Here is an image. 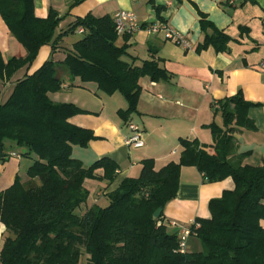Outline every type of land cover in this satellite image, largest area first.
Listing matches in <instances>:
<instances>
[{"label": "trees", "instance_id": "trees-1", "mask_svg": "<svg viewBox=\"0 0 264 264\" xmlns=\"http://www.w3.org/2000/svg\"><path fill=\"white\" fill-rule=\"evenodd\" d=\"M83 1L73 0L70 7ZM154 7L160 16L164 7ZM0 14L26 50L24 57L7 61L0 51L3 81L30 66L42 46L51 45L54 54L64 36L84 28L83 38L66 49L63 61L51 56L35 72L19 79L8 99L0 103V162L10 157L7 142L24 148V155L33 160L26 181L17 175L0 191V220L7 231L0 264H81L83 258L85 264H264V164H243L247 153L237 154L234 137L238 128H256L249 111L261 103L247 101L242 90L216 101L212 107L221 116L222 126L217 122L208 125L214 138L213 153L198 139L181 138L179 162L156 170L153 159H144L139 177L125 178L107 194V206L94 204L81 212L89 197L85 179L112 182L119 165L103 157L85 166L73 156L74 146L86 147L96 136L70 121L85 110L49 97L63 87L59 68L70 78L95 82L106 94L120 92L128 103L126 110L118 111L125 121L137 112L142 77L169 81L172 75L155 59L136 66L125 61L128 44H116L118 34L109 15L88 14L56 34L63 17L54 9L47 17H38L34 0H0ZM199 15L205 39L197 51L212 46L218 53L228 52L229 35L205 13L199 11ZM183 166L196 167L207 182L231 177L235 187L212 198L210 217L197 218L199 226H191L201 250L181 253L180 235L168 231L163 210L177 195ZM100 168L104 170L101 177L96 174ZM158 209L162 212L155 218Z\"/></svg>", "mask_w": 264, "mask_h": 264}, {"label": "crops", "instance_id": "crops-1", "mask_svg": "<svg viewBox=\"0 0 264 264\" xmlns=\"http://www.w3.org/2000/svg\"><path fill=\"white\" fill-rule=\"evenodd\" d=\"M72 1L34 0V11L42 18L47 17L51 9L59 12L63 18L56 34L64 32L77 18L88 14L113 18L121 10L132 11L146 26L118 35V46L128 44V54L123 59L135 66L144 60L155 59L172 75L169 81L142 77L137 112L125 121L118 111L126 110L128 103L120 92L106 94L98 89L95 82L70 78L63 68H59L64 79L63 87L60 91L50 92L49 97L54 102L73 103L85 110L86 113L77 114L70 121L91 129L96 136L86 147L74 146L73 156L85 166L103 157H110L119 165L112 182L99 178L85 179L89 197L81 206V212L94 204L107 206V194L117 189L125 178L139 177L144 159H153L156 170L170 162H179L183 150L179 142L181 138L198 139L209 145L207 150L213 153L214 138L208 125L217 122L222 126V118L214 114L212 105L239 90L247 101L261 103L262 106L249 111V116L255 121V129L238 128L234 132L237 154L247 153L243 164H264V68L261 66L264 63V0H153L154 3L151 0H84L71 8ZM154 4L164 7L160 16ZM199 11L232 39L228 52L218 53L212 46L197 51L205 39ZM157 21L183 33L190 40L191 47L186 49L165 39L163 33L149 31L148 27ZM241 28L247 30L242 31ZM72 36H64L54 54L51 45L42 46L30 66L18 70L10 80L0 79V103L8 99L19 79L35 72L51 56L59 63L63 61L66 49H72L79 40ZM0 51L4 61L26 55L25 48L13 37L1 14ZM131 121L142 128L145 140L142 148L125 144V138L130 134L127 123ZM7 146L10 157L0 162V191L9 187L17 175L20 176L17 167L23 160L28 162L25 176L21 177L26 181L27 169L33 161L32 157H26L24 152L17 150L14 143L7 142ZM9 172L15 176H9ZM96 174L101 177L104 170L97 169ZM234 187L231 177L207 182L196 167L183 166L177 195L163 210V222L168 231L180 235L182 228L197 218H209L210 200ZM261 224L264 227V219ZM6 236V227L0 220V252ZM200 250L199 239L189 236L186 251Z\"/></svg>", "mask_w": 264, "mask_h": 264}, {"label": "built area", "instance_id": "built-area-1", "mask_svg": "<svg viewBox=\"0 0 264 264\" xmlns=\"http://www.w3.org/2000/svg\"><path fill=\"white\" fill-rule=\"evenodd\" d=\"M113 21L118 35L132 33L142 28V24L139 21L137 15L134 12L128 10H121L117 12L113 17ZM148 30L152 33H163L165 39L172 41L173 43L186 49L191 47L190 40L183 33L172 29L165 22H154L148 27ZM78 32L83 33L84 28L79 27ZM261 66L264 68V63H262ZM127 127L130 130V134L125 138V144L129 147L137 149L142 148L145 145L142 128L132 121L127 123ZM192 225H194L195 228L199 226L193 222L191 225L184 226L180 232L178 249L181 253L186 252L187 238L191 235H195L191 229Z\"/></svg>", "mask_w": 264, "mask_h": 264}, {"label": "rangeland", "instance_id": "rangeland-1", "mask_svg": "<svg viewBox=\"0 0 264 264\" xmlns=\"http://www.w3.org/2000/svg\"><path fill=\"white\" fill-rule=\"evenodd\" d=\"M72 35H73L72 36L73 39H81V38H83V34L82 33L76 32V33H73ZM17 150H19L21 152H26V150L24 148H21V147H17ZM27 164H28V162L26 160H23L22 164L17 167L18 168V172L20 174V177H22V178H24V176H25V171H26ZM9 174H10L9 176H12L13 172H12V175H11V172H9ZM13 176H15V175H13ZM10 178H12V177H10ZM79 211H80V209L77 210V212H79ZM82 260L83 261H82L81 264H85L84 263V258Z\"/></svg>", "mask_w": 264, "mask_h": 264}, {"label": "water", "instance_id": "water-1", "mask_svg": "<svg viewBox=\"0 0 264 264\" xmlns=\"http://www.w3.org/2000/svg\"><path fill=\"white\" fill-rule=\"evenodd\" d=\"M161 212H162V209H158V210L155 212L154 217H155V218L160 217Z\"/></svg>", "mask_w": 264, "mask_h": 264}]
</instances>
